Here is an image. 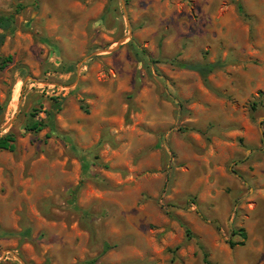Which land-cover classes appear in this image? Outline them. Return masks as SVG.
Returning a JSON list of instances; mask_svg holds the SVG:
<instances>
[{"label":"rangeland","instance_id":"obj_1","mask_svg":"<svg viewBox=\"0 0 264 264\" xmlns=\"http://www.w3.org/2000/svg\"><path fill=\"white\" fill-rule=\"evenodd\" d=\"M9 14L0 264H264V0H0ZM180 63L219 66L203 82ZM68 144L89 171L76 209Z\"/></svg>","mask_w":264,"mask_h":264},{"label":"trees","instance_id":"obj_2","mask_svg":"<svg viewBox=\"0 0 264 264\" xmlns=\"http://www.w3.org/2000/svg\"><path fill=\"white\" fill-rule=\"evenodd\" d=\"M21 9H22V6L17 4L14 14H17L18 11ZM236 10H237L238 14H241V15L243 14L242 8L238 2L236 4ZM13 24H14V15L13 14L0 15V46L2 45L7 34L11 32V30L13 28ZM8 60H9L8 58L5 59L6 62ZM177 65L180 68L195 72L203 82H206L207 75H209L211 72H213L219 66L218 63H212V64H209V63H207V64L206 63L205 64H184V63H180ZM58 109H59V107L57 104L51 105L50 110L44 113L45 117L47 118V123H49L50 126H51V122H52L51 110H58ZM42 126L43 125L40 123H32L29 127L30 128L29 130L38 131V130H40V128ZM68 147L81 164L80 177H79L78 184L73 189L68 190L69 195H70V200H69L70 206L73 209H76V207L74 205V196H75L77 190L79 189V187L81 186L82 182L86 178H88L89 171H88V166H87V163H86V160H85L83 153L81 151L77 150L71 144H68ZM0 150H4V151H8V152H12L14 150V138L12 135H4V136L0 137ZM82 214H85V213L83 212ZM232 234H235V233H232ZM239 236L241 237V239L245 238V234L243 232H241L239 234ZM235 244L236 245H242V242H238ZM235 244L229 243V246L232 247ZM107 248H108L107 246H104L102 253H104L107 250ZM43 264H49V263L47 261H45ZM77 264H99V263H97L95 259H91V260H86V261H83V262L77 263Z\"/></svg>","mask_w":264,"mask_h":264}]
</instances>
